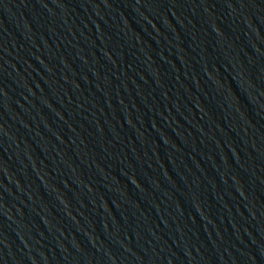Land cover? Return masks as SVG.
Segmentation results:
<instances>
[{"label":"water","instance_id":"obj_1","mask_svg":"<svg viewBox=\"0 0 264 264\" xmlns=\"http://www.w3.org/2000/svg\"><path fill=\"white\" fill-rule=\"evenodd\" d=\"M0 264H264V0H102L0 55Z\"/></svg>","mask_w":264,"mask_h":264}]
</instances>
